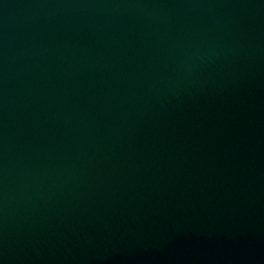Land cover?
<instances>
[{
    "label": "water",
    "instance_id": "water-1",
    "mask_svg": "<svg viewBox=\"0 0 264 264\" xmlns=\"http://www.w3.org/2000/svg\"><path fill=\"white\" fill-rule=\"evenodd\" d=\"M0 264H264V0H0Z\"/></svg>",
    "mask_w": 264,
    "mask_h": 264
}]
</instances>
